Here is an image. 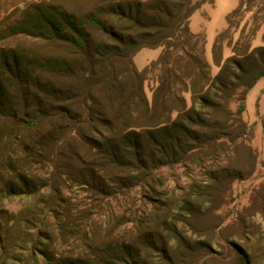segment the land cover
<instances>
[{
    "label": "trees",
    "instance_id": "16d2710c",
    "mask_svg": "<svg viewBox=\"0 0 264 264\" xmlns=\"http://www.w3.org/2000/svg\"><path fill=\"white\" fill-rule=\"evenodd\" d=\"M258 1L241 0L217 35L216 75L207 36L191 27L207 0H33L1 23L0 201L24 200L13 214L19 227L37 221L30 238L12 237L28 244L27 263L187 264L212 248L216 233L196 241L176 222L216 231L223 224L216 210L232 197L234 180L256 170L255 129L245 114L264 78V44L252 46L257 28L237 42L233 30ZM159 48L139 69L137 54ZM188 163L210 167L205 182L194 183V199L146 217L137 233H120L134 219L109 211L117 219L101 233L99 209L109 199L156 188L163 168ZM76 188L88 192L87 204L66 197ZM50 227L76 229L84 249L48 251ZM228 227L221 229L227 264H264V182Z\"/></svg>",
    "mask_w": 264,
    "mask_h": 264
},
{
    "label": "rangeland",
    "instance_id": "374dc122",
    "mask_svg": "<svg viewBox=\"0 0 264 264\" xmlns=\"http://www.w3.org/2000/svg\"><path fill=\"white\" fill-rule=\"evenodd\" d=\"M31 1L33 0H0V25L10 16H19L22 9ZM240 1L207 0L192 17V30L207 36L206 58L211 64L213 75L220 71V67L213 59V43L217 35L228 26V16L238 7ZM257 5V7L247 11L244 18H236L240 26L233 30L234 42H237L244 32L249 35L253 29L257 28V35L251 40L252 46L264 44V0H259ZM162 50V48L155 50L142 49L135 58L139 69L143 70L153 60L157 59ZM232 53V48L226 47L225 57L232 55ZM152 87L153 84L151 82L146 83V89L150 97L153 94ZM247 105L248 111L245 114V119L255 129L251 144L259 154L256 170L248 177L234 180L232 197L216 210L219 215V221L223 222L221 226L215 229L216 231L204 227L192 229L185 221L179 220L176 222L188 236L196 241H209L215 237L212 236L213 233L217 234L212 248L210 250L197 251L194 259L187 264H227L229 262L227 259L229 249L228 245L223 243L224 233L221 232V229L224 227L225 231H227L228 226L238 221L240 214L249 207L254 190L264 182V129L261 120L264 114V78L260 79L250 92ZM226 163L223 161L222 165ZM209 168L201 169L194 163H188L187 166L177 165L174 168H163L160 171L157 183H155L156 188L143 185L134 188L127 195H118L116 198L109 199L104 204V207L99 209L106 216L98 217L97 226L102 227L101 233L105 234L106 229L113 228H107L108 224L105 225V223L114 221V219H117L116 216H118V219L119 217L121 219L124 217L123 221L134 219V222L126 221L121 224L118 229L119 232L124 233V231L129 230L137 233L140 229V221H145L146 217L155 213L162 214L171 211V207L179 200L194 199V195H191L194 183H204L207 175L203 174V172ZM67 196L72 198L73 202L83 204L89 202L88 192L82 189L76 188L73 192L67 191ZM24 204L25 202L21 198H4L0 201V264H29L27 262L31 257L30 250L27 248L28 244L23 246L12 238L14 236L30 238L36 231V227H38L37 221L26 223V228H21V226L17 225L18 223L14 222L13 214L20 212L24 208ZM109 211L115 212L117 215L110 217L109 213H107ZM181 211H178V213L180 212L179 217L185 216V211ZM69 229L55 231V234H53V229L50 227L48 235H50L51 241L45 242L46 249L48 248V251H55L65 255L83 250L84 247L78 235L79 232L74 228ZM166 234L170 236V232ZM216 257H220V259ZM43 263L42 258H39L38 264Z\"/></svg>",
    "mask_w": 264,
    "mask_h": 264
}]
</instances>
